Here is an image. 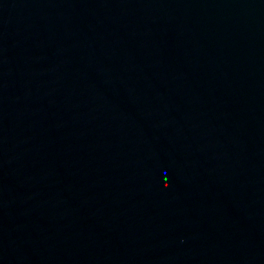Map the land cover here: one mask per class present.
<instances>
[{
  "label": "water",
  "instance_id": "1",
  "mask_svg": "<svg viewBox=\"0 0 264 264\" xmlns=\"http://www.w3.org/2000/svg\"><path fill=\"white\" fill-rule=\"evenodd\" d=\"M0 264H264V0H0Z\"/></svg>",
  "mask_w": 264,
  "mask_h": 264
}]
</instances>
